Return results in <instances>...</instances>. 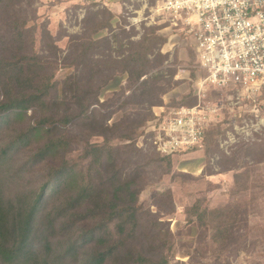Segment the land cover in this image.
Returning a JSON list of instances; mask_svg holds the SVG:
<instances>
[{
    "label": "trees",
    "instance_id": "1",
    "mask_svg": "<svg viewBox=\"0 0 264 264\" xmlns=\"http://www.w3.org/2000/svg\"><path fill=\"white\" fill-rule=\"evenodd\" d=\"M25 2L31 7L35 0H0V139L3 135L7 139L0 142V264H170L171 247L160 232L148 251L140 246L142 182L139 174L121 172L126 160L121 166L117 151L122 147L111 146L112 140L120 139L127 142L124 147L137 151L154 112L113 127L103 125L108 116L98 119L96 114V136L103 143L62 131L79 121H93L89 108L99 103L101 89L116 73L128 76L132 90V101L122 105L124 111L145 103L167 110L194 106L192 91L179 100L163 102V96L179 83L173 79L175 71L170 78L150 74L166 59L160 49L167 39L159 35V27H148L138 41H128L122 59L104 55L92 64L91 49L107 45L108 39L95 44L90 37L82 38L76 58L68 62L82 67L81 71L59 81L51 62L35 50V28L27 27L31 19ZM111 19L108 12L101 21L96 19V36L102 28H110ZM190 53L195 64L191 48ZM75 143L82 144L78 159L71 157ZM145 157L171 163V156ZM261 177L246 166L238 169L233 192L260 191ZM203 201L186 209L188 222L207 224L210 213L202 210ZM214 211L221 217L230 210ZM150 228L157 232L153 224Z\"/></svg>",
    "mask_w": 264,
    "mask_h": 264
},
{
    "label": "rangeland",
    "instance_id": "2",
    "mask_svg": "<svg viewBox=\"0 0 264 264\" xmlns=\"http://www.w3.org/2000/svg\"><path fill=\"white\" fill-rule=\"evenodd\" d=\"M156 1L35 0L31 7L28 2L23 5L31 19L27 27L35 28V50L51 62L59 81L76 76L82 69L68 64L77 56L78 40L90 37L96 44V40L108 39L107 45L97 49L95 45L91 49L90 62L105 58L104 55L122 59L128 41H138L148 27H159V35L167 39L160 49L166 59L161 66L152 68L150 74L170 78L175 71L173 79L179 82L163 96V102L167 104L194 92L197 76L195 72L194 77L191 76L195 69L189 44L170 25L164 24L157 13ZM106 12L112 14L110 28H102L96 36V19L101 21ZM129 89L128 76L116 73L101 89L99 103L95 102L89 108L93 121L89 124L79 121L63 127L62 131L81 136L91 143H103V138L96 136V114L98 119H101L100 115L108 116L103 125L113 127L120 122L129 125L157 108V105L151 107L145 103L138 108L129 105L124 111L122 105L132 101V90ZM213 94L226 93L214 91ZM221 100L222 96H216L220 115L207 134L209 145H204L203 150L172 156L170 165L145 157L154 154L153 151L142 150L137 145V151H130L124 147L127 142L112 140V147H122L117 151V161L121 164L126 160L122 167L119 165L121 172L139 174L142 182L138 198V206L143 212L140 246L148 251L160 232L167 237L171 247L170 264H264L263 91L256 103L236 104ZM31 114L29 111L28 115ZM6 140L3 135L0 142ZM81 147L79 143L72 146V158L78 159ZM245 166L262 176L263 182L258 186L260 191L233 192L234 176ZM200 199L204 200L202 210L210 213L207 224L202 226L188 222L186 212ZM222 208L230 211H224L221 217V213L217 214L219 218L218 211L214 210ZM150 224L157 231L155 234Z\"/></svg>",
    "mask_w": 264,
    "mask_h": 264
},
{
    "label": "built area",
    "instance_id": "3",
    "mask_svg": "<svg viewBox=\"0 0 264 264\" xmlns=\"http://www.w3.org/2000/svg\"><path fill=\"white\" fill-rule=\"evenodd\" d=\"M156 10L196 55V104L155 108L137 142L172 157L203 150L206 131L220 115L216 96L257 102L264 88V0H157Z\"/></svg>",
    "mask_w": 264,
    "mask_h": 264
}]
</instances>
